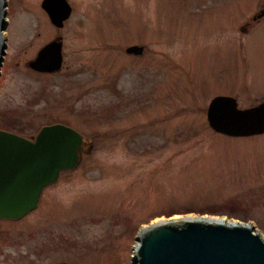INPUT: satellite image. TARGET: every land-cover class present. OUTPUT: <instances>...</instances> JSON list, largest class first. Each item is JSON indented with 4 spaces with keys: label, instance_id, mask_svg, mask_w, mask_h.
Segmentation results:
<instances>
[{
    "label": "rangeland",
    "instance_id": "1",
    "mask_svg": "<svg viewBox=\"0 0 264 264\" xmlns=\"http://www.w3.org/2000/svg\"><path fill=\"white\" fill-rule=\"evenodd\" d=\"M40 2L6 0L0 130L31 139L61 123L82 142L33 209L0 219V264H132L142 226L183 215L264 239V133L222 135L205 119L215 96L264 101V14L252 19L264 0H66L61 28ZM56 38L60 69L31 70Z\"/></svg>",
    "mask_w": 264,
    "mask_h": 264
},
{
    "label": "water",
    "instance_id": "2",
    "mask_svg": "<svg viewBox=\"0 0 264 264\" xmlns=\"http://www.w3.org/2000/svg\"><path fill=\"white\" fill-rule=\"evenodd\" d=\"M6 0H0V64L4 53ZM49 22L61 28L69 16L66 0H41ZM262 10L259 15H263ZM142 45L125 48L139 55ZM62 63L61 42L44 44L27 62L39 73H51ZM208 127L227 136L264 133V101L239 109L231 96H215L205 110ZM80 134L53 123L43 125L31 139L0 130V219H17L33 209L42 189L56 181L60 171L79 161ZM132 264H264V239L244 222H224L206 215L159 218L142 226L134 238ZM60 264H66L62 262Z\"/></svg>",
    "mask_w": 264,
    "mask_h": 264
},
{
    "label": "flooded vegetation",
    "instance_id": "3",
    "mask_svg": "<svg viewBox=\"0 0 264 264\" xmlns=\"http://www.w3.org/2000/svg\"><path fill=\"white\" fill-rule=\"evenodd\" d=\"M262 10H264V8L260 9L259 12L256 14V16L253 17L252 19L262 17L263 15H259V13H260ZM132 45H141V44H132ZM142 51H143V50H142ZM235 102H236V101H235ZM237 108H238V107H237ZM239 109H243V108H239ZM205 110H206V109H205ZM206 124H207V122H206ZM61 263H62V262H61ZM57 264H58V263H57Z\"/></svg>",
    "mask_w": 264,
    "mask_h": 264
},
{
    "label": "bare ground",
    "instance_id": "4",
    "mask_svg": "<svg viewBox=\"0 0 264 264\" xmlns=\"http://www.w3.org/2000/svg\"><path fill=\"white\" fill-rule=\"evenodd\" d=\"M236 107H237V105H236ZM217 219L223 220L224 222H228V221L224 220L223 218H217ZM152 222H153V221H152ZM253 230H254V229H253Z\"/></svg>",
    "mask_w": 264,
    "mask_h": 264
},
{
    "label": "trees",
    "instance_id": "5",
    "mask_svg": "<svg viewBox=\"0 0 264 264\" xmlns=\"http://www.w3.org/2000/svg\"><path fill=\"white\" fill-rule=\"evenodd\" d=\"M172 214V213H171ZM171 214H169V215H171Z\"/></svg>",
    "mask_w": 264,
    "mask_h": 264
}]
</instances>
